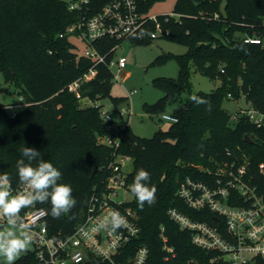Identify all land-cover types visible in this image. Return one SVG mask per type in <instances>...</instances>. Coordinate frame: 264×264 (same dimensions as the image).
<instances>
[{"label": "trees", "instance_id": "16d2710c", "mask_svg": "<svg viewBox=\"0 0 264 264\" xmlns=\"http://www.w3.org/2000/svg\"><path fill=\"white\" fill-rule=\"evenodd\" d=\"M109 1L90 0L92 12H99ZM158 1L164 0H139L141 11L149 13ZM70 3L0 0V73L7 82L17 85L27 103L13 116L0 101V172L11 178L12 189H18L22 185L16 168L17 160L22 158L20 148L34 147L40 155L32 165L40 160L51 162L62 173L58 183L70 185L77 201L60 218L51 215L50 199L23 209L20 215L23 217L30 208H43L48 213L50 235L70 236L83 220L91 195L105 186L110 175L114 149L99 139L118 136L117 152L129 155L134 165L129 181L133 183L137 171L143 168L150 174L149 186L157 188L155 203H145L143 209L132 194L128 205L137 215L140 234L126 257L133 255L137 247L147 245L148 264H185L191 259L211 264L212 253L193 244L191 233L181 230L168 211L176 208L193 220L215 224L213 214L190 208L178 189L187 179L204 181V168H214L217 162L238 158L242 153L251 158L253 168L264 162V127L258 128L243 116L232 120L223 106L226 99H244L247 106L264 113V0H226L224 11L220 9L221 0H176L172 13L179 18L170 17L165 22V17L159 15L163 32L169 30L162 37L185 45L187 52L175 56L178 78L157 79L155 84L165 94L157 103L145 104L144 109L160 112L184 92L189 96L171 113L178 121L167 129L159 128L152 137L136 135L125 117L116 135L111 128L114 121H106L100 107L83 103L110 97L117 107L128 99L111 95L114 75L107 64L96 65L98 75L81 86L80 97L68 89L94 65L90 59L78 56L71 37H60L81 16L78 10L70 9ZM146 31L148 35L132 43L152 41L150 32L156 31L155 23ZM249 37L261 43L246 42ZM121 43L106 39L95 46L107 54L109 61ZM192 69L219 80V86L211 92L192 93ZM193 95L210 101L211 111L207 105L193 103ZM245 135L254 142L246 141ZM256 180L264 183L259 175ZM162 227L176 251V256L169 259L162 247ZM15 264L43 263L29 250ZM80 264L108 263L90 257ZM257 264H264V259H258Z\"/></svg>", "mask_w": 264, "mask_h": 264}, {"label": "built area", "instance_id": "2783aa9c", "mask_svg": "<svg viewBox=\"0 0 264 264\" xmlns=\"http://www.w3.org/2000/svg\"><path fill=\"white\" fill-rule=\"evenodd\" d=\"M70 9L78 10L81 16L60 37L67 35L82 40L87 48L84 53L78 52V56L94 62L93 67L82 77L67 86L79 97L81 86L98 75L96 65L99 63L107 64L112 72L113 67H117L118 74L113 72V75L118 81L122 82L126 76L127 58L114 56L108 61L107 54H103L95 44L106 39L139 41L142 38H134V34L138 36L140 32L148 30L151 23L156 26V31L150 32L152 38L158 34H169V30L163 32L159 15L141 11L139 0H111L97 13L92 12L90 0H73ZM161 15L165 17V22L170 17L179 18L175 13ZM215 17L218 18L219 14L216 13ZM246 42L261 43V40L249 37ZM74 45L78 50L76 42ZM133 93L134 91H128L129 96ZM228 97L232 98V95L228 94ZM26 104L24 97L20 96L19 103L9 107L14 109ZM91 104L100 107V113L106 121L113 120L111 111L106 110L101 102ZM15 114L12 113L13 116ZM118 114L122 118L129 113L122 109ZM165 114L160 116L161 121H178L171 113L167 115L173 119H163ZM241 116L258 128L264 127V113L252 107L240 108L232 118L237 120ZM99 141L114 149L110 175L105 186L91 195L83 220L70 236L57 238L50 235L48 213L43 208H30L23 215L25 223L31 226L32 250L43 264H80L90 257L102 259L108 264H148L150 250L147 245L137 247L133 255L126 257L140 234L137 215L128 205L133 198L130 191L132 183L129 181L131 172L123 170L124 161L132 158L117 152L120 147L118 136H107ZM204 172V181L187 179L178 189V195L190 208L207 212L208 215L213 214L216 223L193 220L176 208L168 211L169 217L181 230L191 233L193 244L212 253L211 264H257L258 259H264V183L257 182L256 179L258 175L264 178V162L253 168L251 158L242 153L238 158L217 162L214 168H204ZM12 190L13 194H17L28 189L22 184L18 189ZM127 194L132 198L127 199ZM113 210L125 218L126 225L117 232L96 230V225ZM5 223V218L0 216V224ZM164 232L165 228L162 227V247L166 252V259H169L176 256V251ZM185 264L200 263L191 259Z\"/></svg>", "mask_w": 264, "mask_h": 264}, {"label": "rangeland", "instance_id": "374dc122", "mask_svg": "<svg viewBox=\"0 0 264 264\" xmlns=\"http://www.w3.org/2000/svg\"><path fill=\"white\" fill-rule=\"evenodd\" d=\"M64 1L72 2L73 0ZM175 3L176 0L155 2L150 8L149 13L152 15L170 14L173 12ZM225 3L226 0H221L220 9L222 11L225 9ZM71 40L77 43L79 53L85 52L87 46L82 40L75 37H71ZM186 52L187 47L185 45L171 41L159 34L148 43L133 44L130 41H124L117 47L115 58L122 56L127 58L126 76L122 82L114 79L111 87V95L115 97H128V91H134V93L128 99L122 101L117 107L114 106L110 97L104 98L101 101L104 108L111 111L113 115L114 122L111 128L114 134L117 135L119 132L121 117L118 112L122 109L129 113L125 119L129 120L131 130L138 136L152 137L159 128L167 129L170 126L171 122L161 121L160 116L163 113H173L180 103L189 96L188 92H184L176 100L168 102L160 112L148 113L145 111L144 105L155 104L164 96L165 93L155 84V81L157 79H177L179 75V64L175 56L185 54ZM165 55L174 56L157 60L159 57ZM113 72L115 75L118 74L117 67H113ZM191 82L192 93L200 91L211 92L220 84L219 80H212L196 72L194 69H192ZM19 92L20 89L17 85L7 82L0 73V101L3 105L8 106L7 109L10 113H18L22 110V107H16L14 109L9 107L12 104L19 103ZM83 103L91 104L88 100H84ZM223 106L234 117L239 108H245L247 104L244 99H226ZM133 166L132 160H125L123 170L129 173L133 170ZM0 174L2 173L0 172ZM126 198L131 199L132 196L127 194ZM7 227L8 225L6 223L4 225L0 224V230L7 229ZM32 249L33 245L30 244L29 250L31 251ZM0 264H5L3 257H0Z\"/></svg>", "mask_w": 264, "mask_h": 264}, {"label": "clouds", "instance_id": "9594fccd", "mask_svg": "<svg viewBox=\"0 0 264 264\" xmlns=\"http://www.w3.org/2000/svg\"><path fill=\"white\" fill-rule=\"evenodd\" d=\"M147 31L134 34V38H143ZM191 101L197 105H207L211 111L210 101L198 96H191ZM163 119H173L165 114ZM22 158L17 160L16 168L19 181L27 186V191L13 194L11 178L7 174H0V216L5 218L7 229L0 230V257L5 264H15L19 255L29 250L32 241L31 226L25 223L20 215L25 208L36 203L51 201V215L60 218L76 206L72 188L68 184H61L62 173L51 162L40 160L36 166L32 161L36 160L40 152L34 147L23 145L20 148ZM24 157L27 158V163ZM150 174L143 168L139 169L130 186L131 193L135 196L138 206L143 209L145 203H155L157 188L149 186ZM74 218V217H73ZM126 225L125 218L116 210L106 216L96 225V230L117 232Z\"/></svg>", "mask_w": 264, "mask_h": 264}, {"label": "water", "instance_id": "95a60500", "mask_svg": "<svg viewBox=\"0 0 264 264\" xmlns=\"http://www.w3.org/2000/svg\"><path fill=\"white\" fill-rule=\"evenodd\" d=\"M245 140L248 141V142H250V143H253L254 142L253 139L249 135H245ZM97 168L98 167L96 166L95 169H94V172H96Z\"/></svg>", "mask_w": 264, "mask_h": 264}, {"label": "crops", "instance_id": "0c3cea01", "mask_svg": "<svg viewBox=\"0 0 264 264\" xmlns=\"http://www.w3.org/2000/svg\"><path fill=\"white\" fill-rule=\"evenodd\" d=\"M16 113V112H15Z\"/></svg>", "mask_w": 264, "mask_h": 264}]
</instances>
